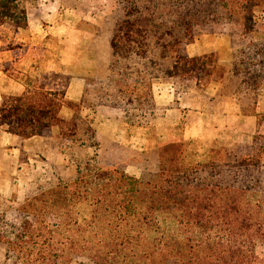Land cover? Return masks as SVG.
Wrapping results in <instances>:
<instances>
[{"label": "trees", "instance_id": "obj_1", "mask_svg": "<svg viewBox=\"0 0 264 264\" xmlns=\"http://www.w3.org/2000/svg\"><path fill=\"white\" fill-rule=\"evenodd\" d=\"M21 1L0 0V25L27 24ZM114 1L105 43L95 49V73L85 78L79 101L36 82L1 94L0 127L18 137L19 161L25 160L22 139L50 137L57 126L59 146L70 149L76 165L75 175L28 177L23 202L0 213L4 261L264 264V40L254 34L264 0ZM211 32L229 35L228 62L214 52L188 54L195 35ZM15 46L20 43L5 49ZM15 60L0 68L13 71ZM154 81L171 82L175 94L190 82L218 83L221 95L256 115L255 134L249 143L210 147L208 157L195 161L191 140L163 142L156 170L139 177L102 165L101 135L80 115L81 106L107 108L122 124H149L160 110ZM62 106L72 109L70 117ZM76 148L93 154L77 156Z\"/></svg>", "mask_w": 264, "mask_h": 264}, {"label": "crops", "instance_id": "obj_2", "mask_svg": "<svg viewBox=\"0 0 264 264\" xmlns=\"http://www.w3.org/2000/svg\"><path fill=\"white\" fill-rule=\"evenodd\" d=\"M103 2L104 0L32 1L26 5L27 24L16 33L26 50L16 52L13 48L2 49L0 62L16 58L15 67L26 72L33 63L29 48L47 38L56 37L59 43L58 58L67 73L64 96L71 101H79L85 78L95 73V37L107 14L106 8L100 5ZM186 49L191 56L214 52L221 62H227L232 57L230 40L224 33L198 34L187 44ZM27 86L29 85L19 77H10L7 71L0 68V99L1 94H18ZM219 89V84L211 81L200 89L191 88L190 91L182 90L175 94L171 82H153L155 104L162 107L152 123L157 138L166 140L171 135V130L181 125L182 130L192 137L221 133L229 138L236 133L237 137L250 138L257 128L256 115L243 112L238 102L221 95ZM175 98L177 103L173 105ZM60 112L70 117L73 111L62 106ZM80 115L101 135L103 143H128L139 153L145 151V134L135 132L128 136L119 120L107 110L82 105ZM58 131L57 126L51 127V135H56ZM42 139L40 135H32L22 139L20 144L26 150ZM18 142L15 134L0 127V148L11 152L14 160L13 174L18 171L19 166ZM130 166L133 167L132 175L138 176L140 167L131 162L126 168ZM3 260L4 250L0 247V263Z\"/></svg>", "mask_w": 264, "mask_h": 264}, {"label": "rangeland", "instance_id": "obj_3", "mask_svg": "<svg viewBox=\"0 0 264 264\" xmlns=\"http://www.w3.org/2000/svg\"><path fill=\"white\" fill-rule=\"evenodd\" d=\"M32 1L34 0L21 1L19 2V5L26 6ZM100 5L106 8V18L116 7V2L114 0H104L103 4L101 3ZM255 16L256 22L254 25V34L257 38L264 40V14L261 12H256ZM105 18L101 26L102 29L100 28L101 31H99L95 37V49L98 45L105 43V36L108 32L107 29L110 26L109 22L107 27L104 26ZM19 28L16 29L10 23H3L0 25V50L5 49L8 46H14L17 43H20V46H15L13 48L16 50V52L22 50V41L18 39L16 34ZM214 33L219 34L221 32ZM224 34L228 35L227 33ZM29 46L27 45V47ZM58 46V40L53 36L41 41L36 46L33 45L29 48V52L33 56L31 69L26 72H21L19 69H17V67H14L13 71L12 69H9L7 75L10 77H19L21 81L27 83L29 86L33 85V82H36V84L40 83L44 88L57 87L59 89H64L67 81V73L58 58ZM187 84L189 85L180 88L179 91H190L191 88L200 89V87H196L193 82ZM161 108L162 107H160L158 114L160 113ZM104 110L106 111L107 108ZM153 119L149 124L142 125H130L128 123L122 124L123 122L121 123L119 121L126 130L128 136L135 132H141L145 134L147 138V145L145 151H143L145 152L144 155L140 153H134L135 150L132 149L128 143L117 144L114 142H108L105 144L101 141L102 147L98 150L101 164L104 166L117 165L118 167L124 168L127 173L132 175L133 167L130 166L126 168V166L132 162L133 165L140 167L139 175L136 176L139 177L142 172H153L156 170L158 146L163 142L191 140L192 143L189 144V149L191 150L189 159L191 161H195L208 157V151L210 147L235 146L242 143H249L252 139V136L256 132L255 130L253 135L248 139L237 137L236 133H234V136L229 138L226 137V134L221 133L192 137L182 130L181 125L171 130V135L169 138L166 140H161L158 139L157 135L155 134V130L152 125ZM261 129L262 132H264V124L261 125ZM59 144L60 139L57 137V134H52L50 137H43V139L38 141V143L28 147L29 149L27 148L23 153L25 160L23 159L24 161L18 162V171H16L15 174H13L14 160L11 152L0 148V188L2 189L0 191V213L15 208L23 202L28 177L34 179V176H37L41 172L50 174L52 171L59 173H64L67 171L70 175H75L76 165L75 163L70 162V159L72 158L70 149L60 147ZM76 149L73 150L77 156L93 154V148ZM4 260L0 264H11L10 262H5ZM71 264L76 263L73 262Z\"/></svg>", "mask_w": 264, "mask_h": 264}]
</instances>
